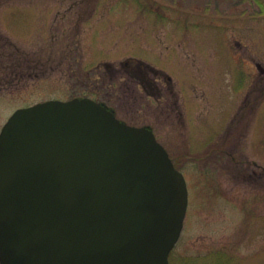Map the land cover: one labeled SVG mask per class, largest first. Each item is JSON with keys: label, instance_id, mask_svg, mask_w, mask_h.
Here are the masks:
<instances>
[{"label": "rangeland", "instance_id": "1", "mask_svg": "<svg viewBox=\"0 0 264 264\" xmlns=\"http://www.w3.org/2000/svg\"><path fill=\"white\" fill-rule=\"evenodd\" d=\"M5 40L40 69L5 85ZM0 49V132L40 101H102L185 174L171 264H264V0H0Z\"/></svg>", "mask_w": 264, "mask_h": 264}, {"label": "water", "instance_id": "2", "mask_svg": "<svg viewBox=\"0 0 264 264\" xmlns=\"http://www.w3.org/2000/svg\"><path fill=\"white\" fill-rule=\"evenodd\" d=\"M188 204L154 130L91 97L19 108L0 132L1 264H170Z\"/></svg>", "mask_w": 264, "mask_h": 264}, {"label": "trees", "instance_id": "3", "mask_svg": "<svg viewBox=\"0 0 264 264\" xmlns=\"http://www.w3.org/2000/svg\"><path fill=\"white\" fill-rule=\"evenodd\" d=\"M4 42L7 46L11 47L9 48L10 49L9 51L4 52V56L7 61L4 63V65L6 66L7 69L11 68L9 71L10 73H12V75L6 77V80L4 81L5 85H7L8 83L14 84L17 81H20L21 78L25 76L24 70L26 69L33 68L35 69L34 70L35 72H37V70L40 69L41 61L37 57H34V55L32 56V54L28 51L21 50L10 40H5ZM21 71L23 75L20 74ZM18 76L20 77V79L17 78ZM220 258L217 260H220Z\"/></svg>", "mask_w": 264, "mask_h": 264}]
</instances>
